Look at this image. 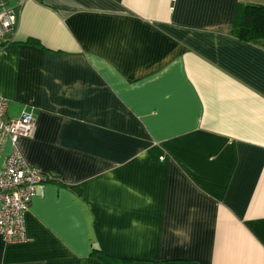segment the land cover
<instances>
[{"label": "crops", "instance_id": "crops-1", "mask_svg": "<svg viewBox=\"0 0 264 264\" xmlns=\"http://www.w3.org/2000/svg\"><path fill=\"white\" fill-rule=\"evenodd\" d=\"M0 1L4 119L48 177L0 264H264V39L232 33L264 0Z\"/></svg>", "mask_w": 264, "mask_h": 264}, {"label": "built area", "instance_id": "built-area-1", "mask_svg": "<svg viewBox=\"0 0 264 264\" xmlns=\"http://www.w3.org/2000/svg\"><path fill=\"white\" fill-rule=\"evenodd\" d=\"M18 5L21 0H17ZM17 16L7 2L0 1V47L4 37L16 25ZM7 100L0 96V152L7 141L10 147L0 169V238L5 242L26 240L23 213L48 177L28 167L17 150L20 138H31L35 132V116L23 111L15 120H5Z\"/></svg>", "mask_w": 264, "mask_h": 264}, {"label": "trees", "instance_id": "trees-1", "mask_svg": "<svg viewBox=\"0 0 264 264\" xmlns=\"http://www.w3.org/2000/svg\"><path fill=\"white\" fill-rule=\"evenodd\" d=\"M233 35L240 41L251 42L264 39V6H245L236 15L233 24ZM104 264H135L131 260H112L101 255Z\"/></svg>", "mask_w": 264, "mask_h": 264}]
</instances>
